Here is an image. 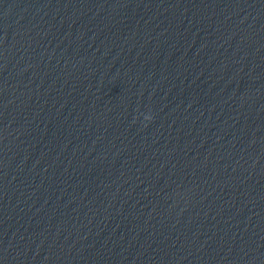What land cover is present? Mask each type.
<instances>
[{
	"label": "clouds",
	"instance_id": "obj_1",
	"mask_svg": "<svg viewBox=\"0 0 264 264\" xmlns=\"http://www.w3.org/2000/svg\"><path fill=\"white\" fill-rule=\"evenodd\" d=\"M145 119H146V120H151L152 117H151L150 115H148V116H145Z\"/></svg>",
	"mask_w": 264,
	"mask_h": 264
}]
</instances>
